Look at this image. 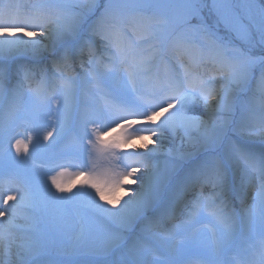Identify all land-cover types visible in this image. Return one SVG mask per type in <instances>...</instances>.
<instances>
[{
	"label": "snow or ice",
	"instance_id": "1",
	"mask_svg": "<svg viewBox=\"0 0 264 264\" xmlns=\"http://www.w3.org/2000/svg\"><path fill=\"white\" fill-rule=\"evenodd\" d=\"M92 218L121 264H187L200 226L202 264H264V0H0V264H64Z\"/></svg>",
	"mask_w": 264,
	"mask_h": 264
},
{
	"label": "rangeland",
	"instance_id": "2",
	"mask_svg": "<svg viewBox=\"0 0 264 264\" xmlns=\"http://www.w3.org/2000/svg\"><path fill=\"white\" fill-rule=\"evenodd\" d=\"M16 2V0H14ZM19 3L22 5H30L34 2V0H18ZM209 4H211V0H208ZM101 52L99 51L100 55ZM86 59V57H85ZM79 66V62L73 65L72 72L75 75H82V69ZM26 103V97L23 98L22 105ZM255 105L258 107L259 100L257 99L255 101ZM57 117L53 116L51 120H49L50 125H54V122L56 121ZM53 127H48L45 129V131H52ZM165 141L167 143H171V138L168 135L164 136ZM67 139V138H66ZM108 139V137H106ZM172 144V143H171ZM191 147L190 145L188 146ZM13 155H15L13 151ZM49 161V158L47 155H37L36 159L34 161L30 160L28 166L35 168L37 171H41L40 167L46 162ZM80 169L77 168V171ZM76 180V178H75ZM74 178L71 179L70 183H73V187L78 188L80 184L75 181ZM74 181V182H73ZM250 202V201H249ZM186 209H182L181 214L176 219L175 223H180L184 219V212ZM98 221L102 222L101 218H92L89 221L86 222L87 227L92 228V221ZM171 227V224L168 225ZM203 228V226H200ZM79 232V222H76L75 225V232H69L66 237L59 240L55 246V248L51 252V257L54 260L64 262V264H121L122 259L121 258H115V261L109 262L108 258L112 256V252L110 254L106 253L104 251L105 241L107 239V236L105 238H100L99 236H96L95 233L91 229V235H86L85 241L81 243L78 247L73 248V245L75 243V236ZM139 233V229L135 231V234L137 235ZM106 235V234H104ZM103 235V236H104ZM132 238V237H131ZM211 244V233L208 232L206 229H204V235H199L196 238V242L192 245H190V252L185 257L187 264H202V257L201 253L209 248V245ZM233 254H225L223 259L225 262L231 261V264H235V260L233 259Z\"/></svg>",
	"mask_w": 264,
	"mask_h": 264
},
{
	"label": "bare ground",
	"instance_id": "3",
	"mask_svg": "<svg viewBox=\"0 0 264 264\" xmlns=\"http://www.w3.org/2000/svg\"><path fill=\"white\" fill-rule=\"evenodd\" d=\"M22 35V34H21ZM97 54H99V51L97 52ZM17 67V64L16 63H14L13 64V69H15ZM80 69V68H79ZM17 79H18V77H17ZM25 91H26V89H25ZM22 97H23V95H22ZM22 99V98H21ZM166 135H168L170 138H171V143H167L166 141H165V138L163 137V141H164V144H163V150H164V152H167L168 150H170V149H173V148H179L180 146H181V140H180V138H179V136H173V135H171V134H166ZM132 144H135L137 147H139L142 143L143 144H148L149 146H152V141L151 140H149L147 137H145L144 138V140L143 141H141V140H139V139H136V140H133L132 142H131ZM189 144L187 143V142H185V144H184V147L186 148V149H188L189 147ZM259 142H257V147L259 148ZM59 150V148H57V151ZM161 158H163V157H161ZM51 167V163H50V160L49 161H47V162H45L43 165H42V167H40L41 169V171L40 172H44V171H48V169ZM69 172H74V171H77V168H70L69 170H68ZM74 178V180H75V178H76V180H77V182H79V180L80 179H82V178H80V177H72L71 179H73ZM65 179H67V178H65ZM75 180V181H76ZM74 182V181H73ZM126 183L127 184H129V185H131V187L132 188H135L136 187V185L135 184H132V181H131V179H129L128 181H126ZM73 184V183H72ZM76 190V187H73V191H75ZM119 195L120 196H122V197H124L125 196V192H124V190L122 189L121 191H120V193H119ZM126 198V197H125ZM191 196H189V200H191ZM106 207H109V208H111L112 206L111 205H105ZM113 211H115V209H112ZM101 220H102V222L100 221V222H98V221H92V231L95 233V235L96 236H99L100 238H105L106 237V235H104V234H106V230H107V225H106V221L103 219V218H101ZM139 229V228H138ZM104 235V236H103ZM138 235V234H137ZM137 235L135 234V232H131V233H125V236H126V239H127V245H132L133 243H135V242H137L136 241V238H137ZM202 235H204V229L202 228ZM132 237V238H131ZM115 258H121V259H123V256H122V250H120V249H118V250H116V251H113L112 252V256H110L109 258H108V261L110 262H113V261H115Z\"/></svg>",
	"mask_w": 264,
	"mask_h": 264
}]
</instances>
